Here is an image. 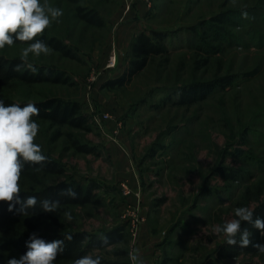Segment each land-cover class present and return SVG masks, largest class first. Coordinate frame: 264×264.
Instances as JSON below:
<instances>
[{
  "label": "rangeland",
  "instance_id": "rangeland-1",
  "mask_svg": "<svg viewBox=\"0 0 264 264\" xmlns=\"http://www.w3.org/2000/svg\"><path fill=\"white\" fill-rule=\"evenodd\" d=\"M73 1L49 0L64 14L42 35L60 40L74 58L54 50L29 57L64 82L10 90L16 102L75 103L88 120L82 129L37 122L35 143L62 170L46 183L92 189V201L51 212L57 224L43 223L44 231L117 230L111 251H99L110 262L131 264L135 246L145 264H264V253L220 258L227 243L212 232L235 208L264 202V0ZM77 6L96 12L101 25L80 20ZM151 31L168 33L167 54L111 83L127 67L133 38ZM25 46L0 55L19 59ZM198 84L211 87L181 102ZM68 134L94 153L75 152Z\"/></svg>",
  "mask_w": 264,
  "mask_h": 264
},
{
  "label": "trees",
  "instance_id": "trees-1",
  "mask_svg": "<svg viewBox=\"0 0 264 264\" xmlns=\"http://www.w3.org/2000/svg\"><path fill=\"white\" fill-rule=\"evenodd\" d=\"M74 2L73 0H69ZM76 16L90 25L100 26V18L94 11H84L79 6L75 8ZM168 33L160 31H151L150 35L142 32L136 35L129 44V59L127 67L125 68L123 75L117 80H114L113 84H122L126 79H130L132 76L143 70L151 59L156 56H165L168 52L167 45L165 43ZM44 41L52 50L59 52L63 56L74 58L70 53L69 48L63 44L60 40L54 37H46L44 35L37 37ZM13 45H25L19 41ZM20 63V59H9L0 55V100L6 105L12 103H18L21 106L29 103V101L16 102L10 93V90L16 85L30 86L36 83L64 82L61 79V74L52 71L51 69L40 67L36 74H32L27 70L22 72L14 71L16 65ZM221 86L227 84V81L222 80L219 82ZM211 85H194L189 88L187 92L181 93L180 101L191 102L196 98H202ZM39 108V115L33 117L36 122H48L51 126L62 128L68 126L70 128H86L87 123L86 115L79 112V107L75 103L64 102L60 99H47L42 102H31ZM68 139L72 149L77 153L93 154L94 149L87 145L79 143L74 136L68 134ZM43 154V153H42ZM46 162L43 164L40 171H34V167H41L40 165L32 166L25 164L24 170L20 178V199L26 200L29 196H35L37 198V205L34 208L27 209V215L21 214L18 209L19 204H16L12 211H9V204L6 202H0V264H7V260L11 258H19L27 251V243L30 236L35 233L37 238L43 239L46 242H51L56 239L64 240L67 235L72 236L71 241L65 240L64 250L58 254L54 263H69L75 259H78L84 255L92 253L95 249H104L101 246V237L107 236L111 244L118 242L120 233L112 231L110 233L103 234L101 236L87 235L80 232H64V233H47L44 231L42 224L48 222L49 224H57L56 218L49 212H45L40 201L59 200L60 206H73L84 205L85 203L92 201L91 190L82 189L80 186L70 185L68 183L59 182L47 184L46 178L50 176H58L62 174V170L57 166L56 162L52 160L47 154ZM72 188L77 193L76 199L61 196L60 192L65 188ZM257 217L264 220V202L259 203L255 208L253 220ZM242 230L247 228L251 232V244L247 248H240L237 246H230L226 244L218 250L220 258L228 259L236 257L240 254L258 255L260 254L255 247L257 243L264 245V236L260 231L255 229L251 224L242 222ZM239 239V237H237ZM101 264H125L119 262H110L102 259ZM205 264H218L213 261H207Z\"/></svg>",
  "mask_w": 264,
  "mask_h": 264
},
{
  "label": "clouds",
  "instance_id": "clouds-1",
  "mask_svg": "<svg viewBox=\"0 0 264 264\" xmlns=\"http://www.w3.org/2000/svg\"><path fill=\"white\" fill-rule=\"evenodd\" d=\"M63 10L53 7L49 0H0V49L6 46L11 47L19 41L26 46L20 53V63L14 71H29L32 74L38 72V68L29 62L30 54L33 57L50 55L52 49L41 39L46 29L53 22H59L63 16ZM243 19L249 18L247 10L241 11ZM39 115V108L34 103H27L21 106L18 103L5 104L0 100V202L9 204V211H12L16 204L20 205L18 211L27 215V209L34 208L38 201L35 196H29L26 200L20 199V178L25 164L41 167H34V171H40L47 157L42 154L39 144L35 143L38 135L39 125L33 117ZM61 196L71 199L77 198V193L72 188H65L60 192ZM45 212H58L60 209L59 200L45 199L40 201ZM257 206L237 207L234 209L233 217L227 219L222 225H214V234H223L225 241L230 246L247 248L251 242V232L244 228L242 222L251 224L264 236V220L257 217L253 220ZM68 221L72 220L70 212L64 213ZM239 237V239H237ZM65 240L71 241L72 236L67 235L64 240L56 239L46 242L37 238L33 233L27 243V251L18 259L11 258L7 264H54L58 254L63 252ZM101 246L111 251L112 244L107 236L101 237ZM259 253H264V245H252ZM99 249L92 253L75 259L72 264H101L103 257ZM131 264H145L140 255V250L133 246L128 252Z\"/></svg>",
  "mask_w": 264,
  "mask_h": 264
},
{
  "label": "built area",
  "instance_id": "built-area-1",
  "mask_svg": "<svg viewBox=\"0 0 264 264\" xmlns=\"http://www.w3.org/2000/svg\"><path fill=\"white\" fill-rule=\"evenodd\" d=\"M113 64H114V57H112V59H111V65L110 66H113ZM105 118H108V115L107 114H105V115H103L101 118H100V120H104ZM99 120H96V122H98Z\"/></svg>",
  "mask_w": 264,
  "mask_h": 264
}]
</instances>
